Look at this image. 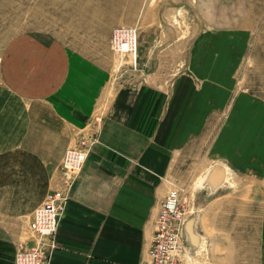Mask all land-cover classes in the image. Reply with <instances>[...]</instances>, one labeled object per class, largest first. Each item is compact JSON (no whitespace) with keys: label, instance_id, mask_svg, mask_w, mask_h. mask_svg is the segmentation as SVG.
Returning a JSON list of instances; mask_svg holds the SVG:
<instances>
[{"label":"rangeland","instance_id":"374dc122","mask_svg":"<svg viewBox=\"0 0 264 264\" xmlns=\"http://www.w3.org/2000/svg\"><path fill=\"white\" fill-rule=\"evenodd\" d=\"M124 28L137 31L135 56L115 49ZM185 69L207 85L210 106L162 200L145 264L171 191L179 216L169 264H264V0H0V264L33 248L51 264L111 92ZM69 150L86 160L67 174ZM41 163L42 178L31 170ZM219 164L226 182L212 191L204 178ZM56 191L64 210L38 247L30 223Z\"/></svg>","mask_w":264,"mask_h":264},{"label":"crops","instance_id":"0c3cea01","mask_svg":"<svg viewBox=\"0 0 264 264\" xmlns=\"http://www.w3.org/2000/svg\"><path fill=\"white\" fill-rule=\"evenodd\" d=\"M200 83L185 69L170 80L144 79L111 92L51 264H145L179 159L209 110V89ZM31 170L42 178L48 167Z\"/></svg>","mask_w":264,"mask_h":264},{"label":"built area","instance_id":"2783aa9c","mask_svg":"<svg viewBox=\"0 0 264 264\" xmlns=\"http://www.w3.org/2000/svg\"><path fill=\"white\" fill-rule=\"evenodd\" d=\"M115 49L125 54L136 55L137 31L135 29H116L113 34ZM86 160L84 152L69 150L64 157L63 167L70 173L79 170ZM65 196L62 191H56L49 196L44 205L37 208L33 214L30 230L40 238L38 247L43 246L46 239H54L60 217L64 210ZM179 197L175 191H171L163 204L158 217L157 234L153 248L150 251V259L147 264H169L172 262V249L178 245V241H172L173 221L179 216ZM177 217V218H176ZM52 249L56 246L52 242ZM43 248V247H42ZM48 252V250L46 251ZM41 248L20 251L16 256V264H45Z\"/></svg>","mask_w":264,"mask_h":264},{"label":"water","instance_id":"95a60500","mask_svg":"<svg viewBox=\"0 0 264 264\" xmlns=\"http://www.w3.org/2000/svg\"><path fill=\"white\" fill-rule=\"evenodd\" d=\"M227 178V171L225 167L221 164L215 165L204 178V184L209 185L212 191L217 190L221 187Z\"/></svg>","mask_w":264,"mask_h":264},{"label":"bare ground","instance_id":"6f19581e","mask_svg":"<svg viewBox=\"0 0 264 264\" xmlns=\"http://www.w3.org/2000/svg\"><path fill=\"white\" fill-rule=\"evenodd\" d=\"M182 254V253H181Z\"/></svg>","mask_w":264,"mask_h":264}]
</instances>
